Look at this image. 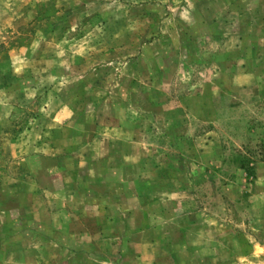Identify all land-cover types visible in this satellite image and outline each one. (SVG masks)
Here are the masks:
<instances>
[{
  "label": "rangeland",
  "instance_id": "obj_1",
  "mask_svg": "<svg viewBox=\"0 0 264 264\" xmlns=\"http://www.w3.org/2000/svg\"><path fill=\"white\" fill-rule=\"evenodd\" d=\"M0 264H264V0H0Z\"/></svg>",
  "mask_w": 264,
  "mask_h": 264
}]
</instances>
